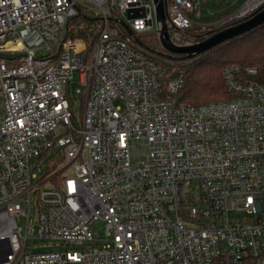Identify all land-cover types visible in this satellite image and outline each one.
<instances>
[{
	"label": "built area",
	"instance_id": "2783aa9c",
	"mask_svg": "<svg viewBox=\"0 0 264 264\" xmlns=\"http://www.w3.org/2000/svg\"><path fill=\"white\" fill-rule=\"evenodd\" d=\"M205 1L163 0L174 46L207 38ZM86 7L90 46L67 37ZM154 23L159 42L147 0H0V264H264V86L229 64L233 100L178 101L140 41Z\"/></svg>",
	"mask_w": 264,
	"mask_h": 264
},
{
	"label": "trees",
	"instance_id": "16d2710c",
	"mask_svg": "<svg viewBox=\"0 0 264 264\" xmlns=\"http://www.w3.org/2000/svg\"><path fill=\"white\" fill-rule=\"evenodd\" d=\"M245 1H236L237 6L221 4L217 8L225 7L235 10ZM192 14L191 19L197 22L196 16ZM253 15L241 21L244 22ZM99 24L98 15L94 10L86 7L82 11V16H76L69 21L67 37L82 39L90 46L98 33ZM213 32L209 35H214L215 32ZM151 51L154 52L152 49ZM158 55L156 62L161 68L158 81L162 91L166 89L169 81L175 77H182V86L175 95L180 102L202 106L211 102L231 101L235 96L228 91L223 78L226 65L241 67L244 80L254 81L264 86V23L242 36L228 40L191 59L184 56L162 55V53ZM246 69L255 70V75H247L244 72Z\"/></svg>",
	"mask_w": 264,
	"mask_h": 264
},
{
	"label": "rangeland",
	"instance_id": "374dc122",
	"mask_svg": "<svg viewBox=\"0 0 264 264\" xmlns=\"http://www.w3.org/2000/svg\"><path fill=\"white\" fill-rule=\"evenodd\" d=\"M147 1L149 4L152 5L151 0H147ZM247 1L248 0H246L243 4L239 5L235 10H233V9L230 10L229 8H225V7H221V8H217V7L220 6L221 4L230 5V6H235V5L237 6L236 0H206L198 8L196 13L194 12L192 14V15L196 16V21L198 24L205 25L204 30L194 29V31H196L195 34H198V35L199 34L201 35V33L206 34L207 35L206 39H208L210 36L209 33L214 31L216 34L220 31H222L228 25L235 23L236 21H241L244 18H247L248 16L255 14V12L257 13L260 10V8L262 6H264V2H263L261 4H258L252 10H249L248 13L246 12L244 15H242V17L235 18V19H229V17L235 12L238 15L239 9L242 6H244V4ZM238 16H240V15H238ZM222 21H226V22H222ZM155 29H156V26L154 23V27L151 30L150 34L141 37L140 41L144 45L151 47V49L154 52H157V54L162 53V55H167L166 51H164V49L160 46V44L158 42L157 36L155 35ZM200 42H202V41H200ZM174 56H176V55H174ZM157 58H158V56H156V59ZM69 96L74 101V112H75L76 116L79 117V115H81V113H82V105H81V102L79 100V87H78L76 82L70 83ZM2 115H3V107H2V100L0 99V118ZM130 151L132 154V158L135 160H143L145 158L146 150H145L144 145H142V143H136V142L131 143ZM187 196L192 197L195 200L198 199L199 195H198V188H197L196 184H193L187 190ZM94 231L98 236L103 235V223L101 221L96 223ZM49 248L50 249H48V250H57L60 248V246L59 245L50 246Z\"/></svg>",
	"mask_w": 264,
	"mask_h": 264
},
{
	"label": "water",
	"instance_id": "95a60500",
	"mask_svg": "<svg viewBox=\"0 0 264 264\" xmlns=\"http://www.w3.org/2000/svg\"><path fill=\"white\" fill-rule=\"evenodd\" d=\"M152 2L155 7L156 22L159 23L162 27V32L159 33V42L161 47L169 55L184 56L187 59L200 56L201 54L215 48L216 46L228 40L242 36L250 32L251 30L258 28L264 23V6H262L257 13L251 16V18L238 25L222 30L196 45L190 47H176L170 42L166 33L163 0H152ZM235 18H239L236 16V12L229 17V19Z\"/></svg>",
	"mask_w": 264,
	"mask_h": 264
},
{
	"label": "bare ground",
	"instance_id": "6f19581e",
	"mask_svg": "<svg viewBox=\"0 0 264 264\" xmlns=\"http://www.w3.org/2000/svg\"><path fill=\"white\" fill-rule=\"evenodd\" d=\"M262 2H264V0H252L247 6L244 7V10L242 9V11H240L238 13V15H240V16H238L237 14H236V16L237 17H242V15H244L249 10L255 8L258 4H260Z\"/></svg>",
	"mask_w": 264,
	"mask_h": 264
},
{
	"label": "flooded vegetation",
	"instance_id": "af4514ba",
	"mask_svg": "<svg viewBox=\"0 0 264 264\" xmlns=\"http://www.w3.org/2000/svg\"><path fill=\"white\" fill-rule=\"evenodd\" d=\"M240 23H242V21H236L235 23H232L231 25H228L226 28H224L223 30H225V29H227V28H230V27H232V26H235V25H237V24H240Z\"/></svg>",
	"mask_w": 264,
	"mask_h": 264
}]
</instances>
